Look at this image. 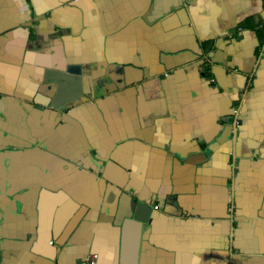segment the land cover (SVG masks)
<instances>
[{
    "label": "crops",
    "instance_id": "crops-1",
    "mask_svg": "<svg viewBox=\"0 0 264 264\" xmlns=\"http://www.w3.org/2000/svg\"><path fill=\"white\" fill-rule=\"evenodd\" d=\"M134 201L137 264H264V0H0V264H132Z\"/></svg>",
    "mask_w": 264,
    "mask_h": 264
},
{
    "label": "water",
    "instance_id": "water-1",
    "mask_svg": "<svg viewBox=\"0 0 264 264\" xmlns=\"http://www.w3.org/2000/svg\"><path fill=\"white\" fill-rule=\"evenodd\" d=\"M152 207L147 205L144 201H134L131 204V213L125 218L122 225V237H123V251L122 261H130L132 264H137L138 249L140 238L142 235L143 225L149 221ZM134 230V231H133ZM131 236V237H130ZM134 236V240L132 239ZM130 238L132 239L130 241ZM131 242L130 256L124 253V248L128 249V243ZM125 246V247H124Z\"/></svg>",
    "mask_w": 264,
    "mask_h": 264
},
{
    "label": "built area",
    "instance_id": "built-area-1",
    "mask_svg": "<svg viewBox=\"0 0 264 264\" xmlns=\"http://www.w3.org/2000/svg\"><path fill=\"white\" fill-rule=\"evenodd\" d=\"M98 259L99 255L97 253H90L76 264H98Z\"/></svg>",
    "mask_w": 264,
    "mask_h": 264
}]
</instances>
